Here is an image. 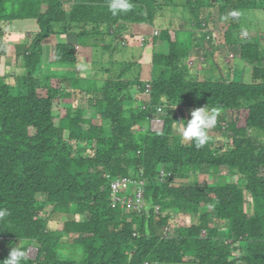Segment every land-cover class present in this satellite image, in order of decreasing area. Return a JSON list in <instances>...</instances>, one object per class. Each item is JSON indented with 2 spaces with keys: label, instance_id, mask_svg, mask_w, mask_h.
I'll list each match as a JSON object with an SVG mask.
<instances>
[{
  "label": "trees",
  "instance_id": "1",
  "mask_svg": "<svg viewBox=\"0 0 264 264\" xmlns=\"http://www.w3.org/2000/svg\"><path fill=\"white\" fill-rule=\"evenodd\" d=\"M110 2L0 0V41L16 21L39 24L16 51L24 71L0 74V209L8 212L0 219V260L23 243L22 264H264V48L240 31L244 14L264 10V0H183L196 31L161 28L176 0H130L131 10L116 15ZM214 9L229 23L227 45L252 65L251 82L192 73L194 52L213 56V31L206 28ZM136 23L160 29L153 43L165 51H154L151 80L141 77L137 58L116 64L118 75L101 86L89 74L41 73L44 42L52 35L111 48L106 38L116 33L118 39L122 24ZM77 44H56L54 61L77 65ZM7 47L0 46V57ZM205 105L218 111L217 123L197 148L181 139L177 123ZM157 118L163 130L152 129ZM207 169L235 179L189 181ZM121 177L145 182L142 212L113 205L111 183ZM134 188L125 193L129 200ZM54 214L63 217L51 228ZM64 238L84 248L82 261L58 252Z\"/></svg>",
  "mask_w": 264,
  "mask_h": 264
},
{
  "label": "rangeland",
  "instance_id": "2",
  "mask_svg": "<svg viewBox=\"0 0 264 264\" xmlns=\"http://www.w3.org/2000/svg\"><path fill=\"white\" fill-rule=\"evenodd\" d=\"M213 12H214L213 19L209 22L208 27L206 29H208V31H213V37H212L213 44H218V43H223V42L226 43L225 35L229 27V23H223L222 21H220L218 9H214ZM244 17L246 19L245 24L243 22H241L240 24V31L243 32V34L241 35V38L245 39L249 37L251 38L255 37L254 39L260 41V43H262V46L264 48V10H251L248 13H245ZM30 22H31L30 24H32V21ZM173 27H175V25ZM12 31H13V26H11L10 28L9 27L6 28L4 32L2 31L4 34V37L0 41L1 42L0 46L7 45V43H10V42H14L12 44L13 53L11 55L13 57L10 58L9 70H8L9 71L8 74H10L11 77L14 75H18L24 71L23 64L20 61V58H18L17 52H16L17 49L19 48L18 46L22 44L23 45L28 44L30 42L29 40L25 41L26 36H27L25 33L19 34L13 37V35H11ZM65 35L67 37L63 39V43H74V44L81 43L78 36L67 35V34ZM184 36L189 45L191 38H189V35H184ZM59 37L62 38L61 36L56 37V43L62 42V41H58ZM110 39L113 40L112 37H107L106 42L110 41ZM136 40L137 39H135V41ZM153 40H154L153 36L147 37V41L145 43L144 41H142L141 37L139 38V40H137V41H140L144 45L142 46L141 49H143L144 52L146 53L145 61H148V60L151 61L152 55H153L152 52H154L155 50L158 51L159 53H163L165 51L164 47H159V45L154 46ZM2 42H4V44H2ZM100 43H101L100 44L101 47H99L98 49H96L94 45L90 46L93 49L92 54H88L89 49L88 51L85 49L84 52L87 51L88 56L83 55L82 53L83 51L81 52L82 53L81 57L83 58L84 63L79 64V67H78L79 70L83 72L82 75L84 78L87 77L85 72L89 74L90 76H96L98 81H95V83L98 84L99 86H101L104 83V79L109 77V75H112L114 77L118 75L119 73L118 69L120 71V68H117L116 64H119L120 66L121 65L124 66V64H127L130 61H133L134 58H137V56H134V55L137 54V50H138V48L134 46V44H131L129 46H122L120 43L114 41L113 43L114 49L110 50L109 48L102 46L104 45L105 41L104 43L103 41H100ZM225 45H227V43ZM55 46H56L55 36H51L44 42L45 56L47 59L49 58L48 60L52 59V62L51 63L47 62L46 64H43L42 71H41L43 76L54 75L57 77H67V76L79 74L80 72L77 70V65L68 64V63H65V64L56 63L54 61ZM221 46H224V44L222 45L220 44L218 48H220ZM149 47H152V49H150ZM218 51H220V49H218ZM237 51L238 49L234 52L233 50H231L227 56L222 55L224 53L219 54L218 67L220 68L217 69L213 67L211 71L212 74L210 73V69H209V71L208 72L206 71V73L204 74H201L200 71L199 72L196 71L194 75L198 78L201 75H202L201 77L203 78H207V77L222 78L224 76L227 77L226 75H228L230 80H234L236 82H251L252 65H250L245 60H243ZM207 53L208 52H206L205 54ZM202 57L201 56L199 57V54H197L196 56H194V58H192L193 60H191L189 63L193 64L194 62L192 66H194L196 69H199L200 65L202 64L201 62L206 61V59L202 61L203 60ZM213 58H215L214 55L209 57V59H213ZM14 60L16 61L13 62ZM207 74H209L210 76H207ZM10 83L14 85L13 78L10 80ZM181 120L182 119L180 118L179 122ZM179 122L177 123L178 128L180 127ZM210 134L215 135V132L211 131ZM262 136L264 137V134H262ZM234 179H235V174L224 175V176L220 174L214 175L213 173L211 174V171L207 169V171H205L204 173L193 174L191 178L189 179V181L197 180L199 182H208L209 184L212 185L215 183H226L228 181H233ZM184 181H188V179H185ZM247 201H248V204L249 202H251V196H248ZM49 216H50L49 213H44V217L47 218ZM62 217L63 216L60 214H54L51 217L50 227L56 228L57 227L56 221L61 220ZM70 218H73V216H70ZM79 218L81 219L82 217H79ZM213 224L218 226L219 220L215 218L213 220ZM177 227H178V224L177 222L174 221L173 226L171 227L172 229L171 228L170 229L175 230V232L177 233V230H178ZM226 233H227V230L225 228H222L221 236L223 237ZM64 241H65V244L63 243L59 246L58 252L64 257H68L71 259L73 258L77 261H82L85 257L84 248L78 244H70V243L67 244L66 243L67 240L65 238H64ZM35 253H36V249L32 248V250L29 252V255L33 257L35 256ZM190 264H194V263H190Z\"/></svg>",
  "mask_w": 264,
  "mask_h": 264
},
{
  "label": "crops",
  "instance_id": "3",
  "mask_svg": "<svg viewBox=\"0 0 264 264\" xmlns=\"http://www.w3.org/2000/svg\"><path fill=\"white\" fill-rule=\"evenodd\" d=\"M183 8H184L183 7V0H176V4H174V6L170 8V10L167 12V15L165 16V18H162L159 20V22L162 24L161 28H164L166 24H172V25H175V28H177L179 30H194V31H196L195 30L196 25L193 22H191V19H193V18L191 17L189 9H183ZM30 21H32V24H30L31 23ZM19 26H21V27H19ZM117 28L119 29V26H117ZM120 28H122L120 30H123V31H121L120 37H118V39H117L115 37V34H116L115 33L114 36H112L113 40L110 39V41L107 42L108 46H111V48H109V49L113 50L114 41L118 42V43L120 42V44L124 45V46H129L131 44H134V46H136L138 48L137 54L134 56H137V59H139V62L141 64V66H140L141 67V77L144 80H151V78L153 77V62H152V60H153L154 52H152L153 55H152L151 61L150 60L145 61L146 53L144 52L143 49H141L142 46H144V45L140 41H137V40H139L140 37L141 38L142 37L147 38L149 36H153V34L155 32H160V29L158 27H155V26L149 24V23H136V24L129 25L127 27H126V25L122 24V26H120ZM38 31H39V24H38L37 20L16 21V22H14L13 31L11 32V35H13V37H14V36H17L19 34L25 33L27 35L25 41H27V40L30 41V39H33L35 37V34ZM52 36H55V44L59 43V42L56 43V37L61 36L62 38L59 37L58 41H62V42H63V39L65 37H67L65 34H56V35H52ZM135 39H137V40L135 41ZM124 42H125V44H124ZM13 43L14 42L7 43V46H8L7 52L2 57H0V74L1 75L5 74V73H9V71H8L9 70V61H10V58L13 57V56H11L13 53L12 52V44ZM2 44H4V42H2ZM220 44L221 45L224 44V46H221L220 48H218L220 46ZM225 44L226 43L223 42V43H218V44H214V45L212 44L211 45L212 47L209 46L212 51L214 50L212 53H214L213 55L215 56V58L207 59V58L202 57V59H203L202 61H204L205 59H206V61L201 62L202 64L199 67L200 70L196 69L194 66H192L194 64V62H193V64L189 63L191 60H193L192 58H194V56L197 55V53L194 52L188 61V63L191 65L192 73L195 74L196 71H198V72L200 71L201 74H204V73H206V71L208 72L209 69H210V73H211L213 67H215L217 69L220 68V67H218L219 54L224 53L222 55L227 56L231 50H233V52H234L237 50L236 48H238L234 45H225ZM92 45L93 44H91V42H87V44H84V45L79 44V43L77 44V52H78L77 70L80 72L79 74L83 73L78 68L79 64L84 63V60L81 57V55L83 53V55L86 56L88 49H89L88 54H92L93 49H92V47H90ZM104 47H106V46H104ZM149 48L152 49V47H149ZM85 49L87 50L86 52H84ZM218 49H220V51H218ZM153 50H154V48H153ZM237 52L239 54V49ZM196 58H198V57H196ZM48 59L45 58V64L47 62H50V63L52 62V59H50V60H48ZM15 61L16 60H14L13 62H15ZM85 74H87V73L85 72ZM209 74H207V76H210ZM201 76L199 78H203Z\"/></svg>",
  "mask_w": 264,
  "mask_h": 264
},
{
  "label": "clouds",
  "instance_id": "4",
  "mask_svg": "<svg viewBox=\"0 0 264 264\" xmlns=\"http://www.w3.org/2000/svg\"><path fill=\"white\" fill-rule=\"evenodd\" d=\"M132 7L130 0H111L109 3V9L113 15L130 11ZM217 117L218 111L215 108L210 109L206 105L194 108L190 111L189 119L179 122L180 127L177 131L182 140L193 141L197 148H201L209 141L208 131L216 126ZM6 215H8L7 210L0 209V219ZM25 256V245L21 243L11 247L8 257L0 260V264H22Z\"/></svg>",
  "mask_w": 264,
  "mask_h": 264
},
{
  "label": "built area",
  "instance_id": "5",
  "mask_svg": "<svg viewBox=\"0 0 264 264\" xmlns=\"http://www.w3.org/2000/svg\"><path fill=\"white\" fill-rule=\"evenodd\" d=\"M159 32H155L154 34H158ZM142 41H146V37L141 38ZM125 44V42H124ZM147 92H150V88H147ZM161 111L162 108H159ZM165 122L163 119L157 118L152 120V129L153 130H163ZM134 186L135 194L132 199H128V196L125 194L130 187ZM145 182L142 180H137L131 177H121L115 178L111 183L112 190V200L113 205L121 204L123 207L129 205L134 207L136 210L142 212L146 206V198H145ZM157 209H159L157 207ZM32 248L30 249V251ZM148 264V263H147Z\"/></svg>",
  "mask_w": 264,
  "mask_h": 264
},
{
  "label": "water",
  "instance_id": "6",
  "mask_svg": "<svg viewBox=\"0 0 264 264\" xmlns=\"http://www.w3.org/2000/svg\"><path fill=\"white\" fill-rule=\"evenodd\" d=\"M34 248H35V247H34ZM35 249H36V248H35ZM36 251H37V253H38V249H36ZM37 253H36V254H37Z\"/></svg>",
  "mask_w": 264,
  "mask_h": 264
}]
</instances>
